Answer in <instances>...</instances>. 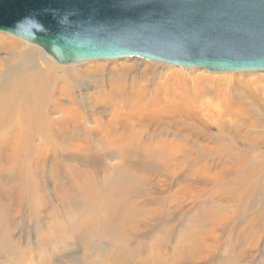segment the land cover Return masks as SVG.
Segmentation results:
<instances>
[{"label": "rangeland", "instance_id": "374dc122", "mask_svg": "<svg viewBox=\"0 0 264 264\" xmlns=\"http://www.w3.org/2000/svg\"><path fill=\"white\" fill-rule=\"evenodd\" d=\"M121 78L138 83L116 94L125 109L91 105ZM199 90L196 106L212 109L202 119L151 115L126 132L129 146L112 130L144 97L158 107ZM1 105L17 107L0 116V263L264 264V71L60 64L0 32ZM220 110L221 130L209 120ZM182 124L225 142L177 146Z\"/></svg>", "mask_w": 264, "mask_h": 264}, {"label": "water", "instance_id": "95a60500", "mask_svg": "<svg viewBox=\"0 0 264 264\" xmlns=\"http://www.w3.org/2000/svg\"><path fill=\"white\" fill-rule=\"evenodd\" d=\"M0 32L60 64L139 57L264 71V0H0Z\"/></svg>", "mask_w": 264, "mask_h": 264}, {"label": "bare ground", "instance_id": "6f19581e", "mask_svg": "<svg viewBox=\"0 0 264 264\" xmlns=\"http://www.w3.org/2000/svg\"><path fill=\"white\" fill-rule=\"evenodd\" d=\"M40 47V46H39ZM41 48V47H40ZM42 49V48H41ZM43 50V49H42ZM139 58V57H138ZM20 68V67H19ZM43 70V69H42ZM207 70V69H206ZM44 73V72H43ZM42 73V74H43ZM56 73V72H55ZM52 74V73H51ZM53 77V75L51 76ZM15 79H17L16 77H13ZM20 78V77H19ZM22 78V77H21ZM55 78H56V74H55ZM14 79V80H15ZM23 79V78H22ZM13 80V79H12ZM19 80V79H18ZM45 80V79H44ZM11 81V80H10ZM17 81V80H16ZM23 81V80H22ZM19 82V81H18ZM24 82V81H23ZM17 82H15L16 85ZM13 84V83H12ZM138 83L135 80H130V81H125L123 78H121V80H117V81H113L111 83V89L110 91L108 90V88H104V90L102 91V96L98 97L96 99L95 102H92L91 105H97L98 103H110L114 106L115 110L118 112L119 109L120 111H122L123 109H125V105H122L121 102H119L116 98V94L119 92H126V91H133L136 90L135 86H137ZM17 86V85H16ZM13 86V87H16ZM39 86H43L41 84H39L36 89L33 91V93L37 92L38 90H43L41 87ZM34 87V86H33ZM50 87V86H49ZM18 89V88H17ZM34 89V88H33ZM51 90V88H50ZM50 90L48 92H50ZM18 92V91H17ZM28 92V91H27ZM31 92V91H30ZM56 92V91H55ZM50 93H53V89L51 90ZM31 94V93H30ZM9 95V94H8ZM35 95V94H34ZM56 95V94H55ZM203 95V91L199 90L197 92V98H188V96H179L178 101H176L175 99L170 103L168 100L162 98V100H159L158 103L160 104L158 107H154L152 106V102L149 104L147 101L149 99H147L146 97H144L141 101L140 104L137 105L136 107H133L127 114H128V119H121L120 116H116L115 117V124L112 128V130H114V127L117 128V125L119 126L118 128H120L122 131H124L125 133H122V137L119 140L124 141V144L126 146H129V141H127L126 138V132L128 133L129 131L131 132L133 130V127L136 125V122H141L143 120H145L147 117L151 116V115H172L175 112V117L180 119L181 121H185V120H193L195 118L197 119H202L203 116L201 113H205V112H209L210 108H207L203 105H198L196 106V100H199ZM22 97V96H21ZM35 98V97H34ZM20 100V99H19ZM151 101V100H150ZM4 102V101H3ZM2 103V102H1ZM77 103V102H76ZM11 104V103H10ZM192 104V107H195V110H192L190 108ZM8 105V104H7ZM2 107V108H1ZM0 107V116L1 115H5L3 113L6 114H12L16 107L14 105V108L11 109L10 107H5L3 105H1ZM47 108V107H46ZM218 108V107H217ZM53 109V108H52ZM46 111V110H45ZM48 111V110H47ZM51 111V110H50ZM228 111V110H226ZM229 113V112H227ZM42 114V113H41ZM46 114V113H45ZM116 114V113H115ZM123 114V113H121ZM124 115V114H123ZM225 112H220L216 115H212L209 120L212 123H215L217 128L219 130H221L224 126V122L225 120ZM10 118L8 116H6V118L4 119L5 121H8ZM128 124H130V128H128ZM117 128V129H118ZM120 130V131H121ZM226 130V128H225ZM226 132V131H225ZM228 133H230L229 131H227ZM208 134H210L208 132ZM129 137V136H128ZM173 140H174V144H176L177 146H188V145H194L196 142H198L199 144H208V143H213V144H217V145H221L225 142V139L223 137H215L214 139L211 140H207L206 143H204L205 141L200 140L198 137H194L193 136V131H192V127L191 126H185V125H180V128L178 129V131L173 135ZM193 139V141H192ZM123 144V143H122ZM123 146V145H121ZM120 192V191H117ZM121 194V193H119ZM116 195V193H115ZM91 211V210H90ZM126 211V210H125ZM128 212V211H127ZM126 212V213H127ZM130 212V211H129ZM138 215V214H137ZM130 219V218H128ZM94 231V230H93ZM1 249V248H0ZM2 250V249H1ZM5 251V248H4ZM7 251V250H6ZM3 252V251H2ZM23 252V251H22ZM14 253V251H13ZM10 255V254H9ZM13 255V254H12ZM18 255V254H17ZM22 255V254H21ZM9 257V256H8ZM21 257V256H19ZM18 257V258H19ZM23 258V256L21 257V259ZM19 260V259H18ZM23 260V259H22ZM6 261V260H5ZM32 261V260H31ZM23 263V262H22ZM30 263V261H29ZM2 264V263H0ZM25 264V263H24ZM31 264V263H30Z\"/></svg>", "mask_w": 264, "mask_h": 264}]
</instances>
